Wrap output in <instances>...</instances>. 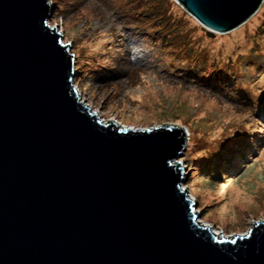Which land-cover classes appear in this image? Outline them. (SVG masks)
Here are the masks:
<instances>
[{"label": "water", "instance_id": "95a60500", "mask_svg": "<svg viewBox=\"0 0 264 264\" xmlns=\"http://www.w3.org/2000/svg\"><path fill=\"white\" fill-rule=\"evenodd\" d=\"M208 36L264 0H175ZM50 0H0V264H264V220L201 225L175 162L186 131L103 122L80 102Z\"/></svg>", "mask_w": 264, "mask_h": 264}, {"label": "rangeland", "instance_id": "374dc122", "mask_svg": "<svg viewBox=\"0 0 264 264\" xmlns=\"http://www.w3.org/2000/svg\"><path fill=\"white\" fill-rule=\"evenodd\" d=\"M50 1L80 102L105 123L188 131L180 187L211 231L242 235L264 220V1L213 36L175 0Z\"/></svg>", "mask_w": 264, "mask_h": 264}, {"label": "bare ground", "instance_id": "6f19581e", "mask_svg": "<svg viewBox=\"0 0 264 264\" xmlns=\"http://www.w3.org/2000/svg\"><path fill=\"white\" fill-rule=\"evenodd\" d=\"M242 34V32H241V30L239 29V30H237V32H235L234 33V37L236 36V38L237 37H239L240 35ZM232 40H234V38L232 39V37H230L228 40H226V42H230V41H232ZM96 114V113H95ZM97 115V114H96ZM186 132H188V131H186ZM189 133V132H188ZM187 133V134H188ZM214 233V232H213ZM215 235H217V234H219V232H216L215 231V233H214ZM220 235V234H219Z\"/></svg>", "mask_w": 264, "mask_h": 264}, {"label": "clouds", "instance_id": "9594fccd", "mask_svg": "<svg viewBox=\"0 0 264 264\" xmlns=\"http://www.w3.org/2000/svg\"><path fill=\"white\" fill-rule=\"evenodd\" d=\"M103 122H105L104 121V119H101ZM186 131V130H185ZM186 135H187V132H186ZM182 190H183V188H181ZM187 197L189 198V195L187 194ZM199 223L200 224H202V222L201 221H199ZM208 225V224H207ZM208 226H210V225H208ZM210 229H211V226H210ZM212 232H214L215 233V231L213 230ZM217 232V231H216ZM219 232V231H218ZM219 234H220V236H221V232H219ZM219 234H217V236H219ZM224 236V235H223Z\"/></svg>", "mask_w": 264, "mask_h": 264}, {"label": "trees", "instance_id": "16d2710c", "mask_svg": "<svg viewBox=\"0 0 264 264\" xmlns=\"http://www.w3.org/2000/svg\"><path fill=\"white\" fill-rule=\"evenodd\" d=\"M61 20H62V19H61ZM76 68L78 69V67H76ZM251 112L254 113V111H253L252 109H251ZM263 122H264V120H263ZM227 172H228V171H227Z\"/></svg>", "mask_w": 264, "mask_h": 264}]
</instances>
